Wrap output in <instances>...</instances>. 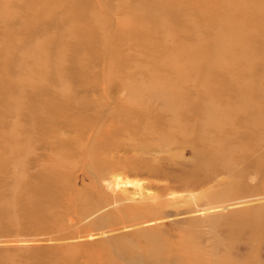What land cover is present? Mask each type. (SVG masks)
I'll use <instances>...</instances> for the list:
<instances>
[{"label":"rangeland","instance_id":"rangeland-1","mask_svg":"<svg viewBox=\"0 0 264 264\" xmlns=\"http://www.w3.org/2000/svg\"><path fill=\"white\" fill-rule=\"evenodd\" d=\"M36 1L0 0V15L11 14L0 20V74L13 75L21 63L10 49V32L23 37V48L46 45V31L58 35L68 27L57 36L65 50L59 73H44L68 78L70 87L53 90L46 79L43 88L27 90L17 112L0 88V264H153L145 254L150 245L135 234L139 224L151 247L162 246L157 260L190 247L197 254L182 264H222L228 257L236 264H264V226L250 233L251 212L230 220L231 237L219 218L216 249L204 208L210 194L225 188L224 174L209 170L204 184L190 191L163 180V173L195 165L194 134L176 133L165 145L154 132L126 131L142 122L153 131L177 125L155 84L160 79L148 51L123 36L127 6L121 0H52L31 10ZM92 4L100 16L96 23L85 9ZM179 13H170L172 25ZM56 44L47 46L49 59ZM246 142L232 141L238 147ZM103 145L111 146L107 159ZM261 164L256 169L246 160L232 168L246 171L245 191L252 192L247 208L264 205V157ZM143 208L152 212L136 221Z\"/></svg>","mask_w":264,"mask_h":264},{"label":"bare ground","instance_id":"bare-ground-1","mask_svg":"<svg viewBox=\"0 0 264 264\" xmlns=\"http://www.w3.org/2000/svg\"><path fill=\"white\" fill-rule=\"evenodd\" d=\"M20 1L28 0H18L19 4ZM49 1L52 0L30 2L29 8L37 11ZM61 1L56 0L57 3ZM93 4L87 8L83 7L84 4L81 6L86 9L90 21L96 23L100 16ZM121 4L127 6V17L122 24L123 36L144 45L148 51L151 67L160 79L155 84L167 99V106L173 110L177 124L165 123L161 129L153 131L142 122L126 131L135 136L154 132L165 145L176 133L194 134L195 165H189L188 170L163 173V180L179 183L180 188L190 191L204 184L208 178L207 171L224 174L222 184L225 188L210 194L204 208L210 230L218 242L216 249L219 250L220 246L217 233L221 224L219 218L231 237L230 220L251 212L249 231L257 234L264 226V205L244 206L249 204L246 198L252 193L245 191L243 177L247 176L246 171H232V168L248 160L259 169L264 157V0H121ZM175 9L180 11L178 25H172L174 22L171 24L170 19V13ZM10 15V11L4 10L0 20H8ZM27 19L30 25L34 24V16ZM70 31L68 27L58 35L46 31V45L32 42L23 48L18 47L23 37L9 33L10 49L20 54L21 63L11 71L13 75L0 74V88L10 93L15 112L24 101L27 90L43 88L41 84L46 79L53 90L62 91L70 87L68 78L57 76L49 79L44 73L46 69L59 73L65 50L62 39L58 40L57 36ZM98 33L102 37V29ZM53 41L58 44L52 47L53 57L49 59L47 46L51 47ZM8 85L17 91L15 96L11 95L12 91L6 92L10 90ZM222 95H227V99H222ZM234 124H239L244 133H239ZM9 132L14 133V129L9 128ZM238 137L248 142L238 147L232 143ZM110 147L103 145L105 159ZM141 212L138 217L135 215L136 221L152 211L143 208ZM134 230L145 245H150L145 254H151L153 264H182L184 258L191 260L197 254L193 248L187 247L184 254H171L157 260L162 246L151 247L152 242L142 225H136ZM131 247L127 248L132 250ZM236 262L228 257L222 264Z\"/></svg>","mask_w":264,"mask_h":264}]
</instances>
